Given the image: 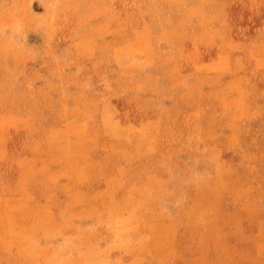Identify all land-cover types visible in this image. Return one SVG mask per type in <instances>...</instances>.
Wrapping results in <instances>:
<instances>
[{"label":"rangeland","instance_id":"374dc122","mask_svg":"<svg viewBox=\"0 0 264 264\" xmlns=\"http://www.w3.org/2000/svg\"><path fill=\"white\" fill-rule=\"evenodd\" d=\"M0 264H264V0H0Z\"/></svg>","mask_w":264,"mask_h":264}]
</instances>
